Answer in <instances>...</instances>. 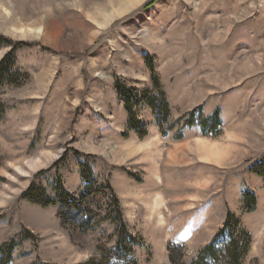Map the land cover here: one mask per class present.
<instances>
[{
    "label": "rangeland",
    "instance_id": "374dc122",
    "mask_svg": "<svg viewBox=\"0 0 264 264\" xmlns=\"http://www.w3.org/2000/svg\"><path fill=\"white\" fill-rule=\"evenodd\" d=\"M0 36L11 42L0 59L25 43L0 73L3 264L100 257L121 234L112 197L138 264H174L170 242L189 264L229 215L251 234L241 264H264V0H0ZM148 63L170 106L164 128L200 106L219 109L220 132L179 123L163 135L144 102L160 98ZM85 186L80 211L61 207V191ZM29 187L48 205L24 197Z\"/></svg>",
    "mask_w": 264,
    "mask_h": 264
},
{
    "label": "trees",
    "instance_id": "16d2710c",
    "mask_svg": "<svg viewBox=\"0 0 264 264\" xmlns=\"http://www.w3.org/2000/svg\"><path fill=\"white\" fill-rule=\"evenodd\" d=\"M3 41L6 43H11L10 40H8L7 38L0 36V43ZM23 44L25 43L14 42L11 49L0 59V73H2V71L5 69L8 70L7 68H11L14 66L15 61L12 56L13 52L18 46ZM148 66L152 71L153 83L156 87L155 89H157L159 92L160 98L152 96L146 98L144 102L152 108L153 114L157 121V125L159 126V130L163 135H165L173 127L174 124L179 123H182V127L187 129L198 125L203 135L214 136L220 132L222 126V119L219 116V109H216L210 115L202 117V108L200 106L192 109L188 113L181 115L177 120H175L174 123L169 124V126L164 128L163 124L166 122L168 123V119L170 116V106L166 101L165 94L163 93V91H159L161 89V86L158 78L153 74L154 68L152 64L148 63ZM3 73H6V71H4ZM118 88L121 90L123 86H120L118 84ZM120 93L123 94L122 91H120ZM128 100L129 99L126 98L127 102ZM125 109L127 110L129 127L137 129V134L140 137L146 136L148 133L146 127L142 124L140 120H138L133 115V110L129 103H125ZM159 111L161 114L159 113ZM182 132L183 130L181 129L177 132L178 138L182 137ZM257 168L258 169L256 170V172L260 176L264 177V166H262V164H259ZM81 172L83 171L81 170ZM83 176L85 177L84 173ZM28 189L29 190H27L23 194L24 197H26L33 203H38L39 205H41V202L43 201L42 204L48 205V201L42 200L40 202V200L35 199L33 195L30 194V187ZM59 189L61 191V188ZM88 190L89 187L85 186L84 192H82L78 198L69 197L70 195L68 193H63L61 191V193L59 194V200L61 201L60 203H62L61 207L64 206L63 204H68L70 202V204H73L72 206L76 209V211H80V205H78L77 203L84 201V197L87 196ZM243 194L245 200L244 203L246 205L245 210H253L256 204L254 194L250 191L243 192ZM110 216H113L114 220L119 221L116 222L115 227L116 231H120L121 233L115 239V244L113 248H109L107 250L106 248L102 247L99 250L100 257L95 259L91 258L88 259L86 262L79 264H138L137 259L134 257V247L138 244L137 239L125 230L124 224H122V217L118 208V203L116 202L114 197H112ZM85 229H87V227H85ZM218 231L219 235H217L219 239L217 240L216 235L210 243L201 248V250L197 253V255L191 260L189 264H241L243 257L245 256V254H247L249 250V245L251 242V234L249 233V231L245 230L241 226L239 220L234 215L227 216L225 222ZM218 243H220L219 246ZM12 246L13 244L6 246L7 250H5L4 247L0 248V252H3L2 254H4L6 259L9 258L11 255L10 251ZM177 249H181V245L173 242L168 243V258L169 261L174 264H176L177 262ZM112 259L116 260L113 262ZM0 264H3L2 259H0Z\"/></svg>",
    "mask_w": 264,
    "mask_h": 264
},
{
    "label": "bare ground",
    "instance_id": "6f19581e",
    "mask_svg": "<svg viewBox=\"0 0 264 264\" xmlns=\"http://www.w3.org/2000/svg\"><path fill=\"white\" fill-rule=\"evenodd\" d=\"M201 142H203V143H201ZM201 142H199L200 143V147L203 149V150H206V151H208V152H211L212 151V147L210 148V147H208V146H206V145H208V144H204V141H201ZM206 142V141H205ZM207 155V154H206ZM36 163H38V160L37 159H35L34 161H30L29 163H28V166H30V167H32V166H34ZM18 169H20L21 171H23V169H21V168H19L18 167Z\"/></svg>",
    "mask_w": 264,
    "mask_h": 264
}]
</instances>
